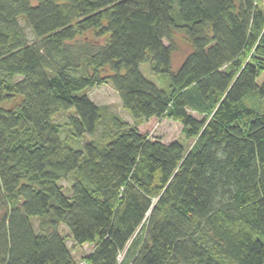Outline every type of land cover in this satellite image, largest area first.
Wrapping results in <instances>:
<instances>
[{"label":"trees","instance_id":"obj_1","mask_svg":"<svg viewBox=\"0 0 264 264\" xmlns=\"http://www.w3.org/2000/svg\"><path fill=\"white\" fill-rule=\"evenodd\" d=\"M259 3L0 0V264H78L61 225L93 244L86 264H264ZM89 29L103 40L77 38ZM176 31L191 50L172 69ZM103 83L133 122L82 142ZM163 117L192 147L150 137Z\"/></svg>","mask_w":264,"mask_h":264},{"label":"rangeland","instance_id":"obj_2","mask_svg":"<svg viewBox=\"0 0 264 264\" xmlns=\"http://www.w3.org/2000/svg\"><path fill=\"white\" fill-rule=\"evenodd\" d=\"M30 1L32 3H36L37 0H30ZM259 5L264 10V4L259 3ZM21 26L25 34L31 39L32 34L27 24H25L24 21H21ZM174 35H175L173 42L174 49L171 52L172 69H175L179 65L183 57L191 50V44L189 40L183 35L182 32L176 31ZM77 38L78 39L90 38V39H98L101 41L103 40V37L97 38L95 36L93 29H89L87 31L82 32L77 36ZM139 68L145 77L156 82L157 85L161 86V82L163 83L162 81L163 79L161 80L160 78H158L157 75L151 73L148 62L140 63ZM109 72L110 71L107 66L101 71L103 75ZM86 93L95 103L101 106L103 111V118L100 125H98L96 132L92 135H85L83 138H81L80 141L84 142L86 139H90V138L95 139L100 137L101 133L104 130V127L106 126L107 121H109V118L112 115H117L122 119L128 121L129 123L133 122V119L129 114V112L122 107L117 90H115L110 83H103L96 85L88 89ZM73 112H74L73 108L63 110L57 114L55 120L58 122H63L67 119V116L72 114ZM181 128L182 126L180 122L172 120L168 117H163L159 119L155 124H153L149 135L151 138L160 139L162 142L165 143L178 139L183 144L184 149L187 150L190 147H192V145L194 144V139L185 138L181 133ZM75 144H78V142ZM72 180H73L72 177H68L67 179L61 180L60 183L63 185L65 189H67V187L70 185ZM36 224L37 221L34 219V225L36 226ZM60 232L62 235L65 236L66 244L69 247L76 261L78 263L86 264L85 257L88 253L92 251L93 244H84L82 246H76L68 234L70 233L69 229L64 225L60 226ZM121 258H122V254L120 255L119 259Z\"/></svg>","mask_w":264,"mask_h":264},{"label":"built area","instance_id":"obj_3","mask_svg":"<svg viewBox=\"0 0 264 264\" xmlns=\"http://www.w3.org/2000/svg\"><path fill=\"white\" fill-rule=\"evenodd\" d=\"M78 264H82V263H78Z\"/></svg>","mask_w":264,"mask_h":264}]
</instances>
